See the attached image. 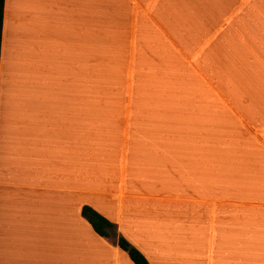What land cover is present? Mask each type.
<instances>
[{
    "label": "crops",
    "instance_id": "0c3cea01",
    "mask_svg": "<svg viewBox=\"0 0 264 264\" xmlns=\"http://www.w3.org/2000/svg\"><path fill=\"white\" fill-rule=\"evenodd\" d=\"M119 235L264 264V0H5L0 264H134Z\"/></svg>",
    "mask_w": 264,
    "mask_h": 264
},
{
    "label": "trees",
    "instance_id": "16d2710c",
    "mask_svg": "<svg viewBox=\"0 0 264 264\" xmlns=\"http://www.w3.org/2000/svg\"><path fill=\"white\" fill-rule=\"evenodd\" d=\"M4 2L0 0V52H1V38H2V26L4 15ZM81 214L89 221L95 232L101 236H109V230L113 229V224L96 210L88 205H83L81 208ZM117 244L120 248L125 250L133 261L134 264H149L145 255L133 246L124 236L119 235Z\"/></svg>",
    "mask_w": 264,
    "mask_h": 264
},
{
    "label": "rangeland",
    "instance_id": "374dc122",
    "mask_svg": "<svg viewBox=\"0 0 264 264\" xmlns=\"http://www.w3.org/2000/svg\"><path fill=\"white\" fill-rule=\"evenodd\" d=\"M35 86H36V88H37V82H35ZM34 92H35V90H34Z\"/></svg>",
    "mask_w": 264,
    "mask_h": 264
}]
</instances>
